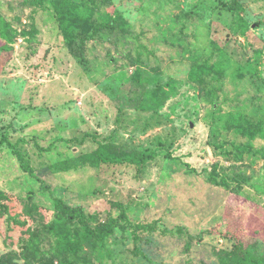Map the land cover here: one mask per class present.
<instances>
[{
  "label": "rangeland",
  "instance_id": "1",
  "mask_svg": "<svg viewBox=\"0 0 264 264\" xmlns=\"http://www.w3.org/2000/svg\"><path fill=\"white\" fill-rule=\"evenodd\" d=\"M23 2L0 0V264H32L23 239L56 197L101 222L125 214L92 264H222L227 230L264 256V0H101L92 20L128 32L91 41L85 60L55 1L35 33ZM205 59L199 85L189 72ZM101 145L155 155L84 158ZM134 224L152 228L134 240Z\"/></svg>",
  "mask_w": 264,
  "mask_h": 264
},
{
  "label": "trees",
  "instance_id": "2",
  "mask_svg": "<svg viewBox=\"0 0 264 264\" xmlns=\"http://www.w3.org/2000/svg\"><path fill=\"white\" fill-rule=\"evenodd\" d=\"M47 0H26L25 5L32 6V31L38 30L36 17L39 11L46 5ZM55 1V7L58 19L61 25L62 34L67 39L70 50L79 60L86 59V49L91 41L96 43H106L113 35L127 34L129 25H120L114 19L105 22H95L92 20V12L98 9L101 0H85L87 8H84L76 0H52ZM233 6L238 10L239 3L235 2ZM67 23H69L67 25ZM7 28V23L5 24ZM244 32H247L250 25L244 22ZM102 46V45H101ZM105 56L110 63H119L122 58L115 56L112 49L103 48ZM210 62L205 59L203 63H194L189 72V78L199 85L207 84L202 71L203 65ZM141 67L137 69V74ZM145 80V79H144ZM148 81L146 80L145 83ZM145 83H140L145 86ZM138 107V105H133ZM121 153H116L101 145L95 151L84 156L86 160L102 162H124L132 161L136 164H144L155 155L154 151H143L139 159L121 157ZM25 171H33L25 163H22ZM216 182H225L224 179ZM53 218L50 221H35L28 230V238L23 239L24 249L22 258L32 261V264H92V257L99 246L106 243L117 228L127 229L122 225L121 219L126 218L122 212L121 217L110 218L105 222L90 216L82 206H73L65 199L56 197L54 199ZM150 225L134 224L131 226L134 240L140 236L138 231L141 229H151ZM180 231L184 230L179 228ZM222 235L234 241L235 255L229 260H224L222 264H264V256L257 255L254 248L243 241L233 230L222 232ZM19 257V255H18ZM12 260V255L5 257V263Z\"/></svg>",
  "mask_w": 264,
  "mask_h": 264
}]
</instances>
